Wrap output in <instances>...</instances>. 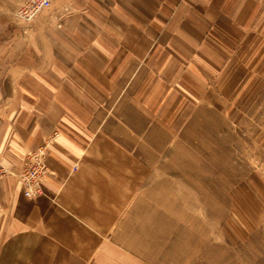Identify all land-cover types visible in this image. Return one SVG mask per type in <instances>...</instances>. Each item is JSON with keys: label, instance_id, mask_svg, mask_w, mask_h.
<instances>
[{"label": "crops", "instance_id": "0c3cea01", "mask_svg": "<svg viewBox=\"0 0 264 264\" xmlns=\"http://www.w3.org/2000/svg\"><path fill=\"white\" fill-rule=\"evenodd\" d=\"M14 11L0 9V264H176L163 206L177 170L154 131L206 119L234 70L248 77L264 0H51L27 24ZM44 146L43 194L27 199L19 174Z\"/></svg>", "mask_w": 264, "mask_h": 264}, {"label": "rangeland", "instance_id": "374dc122", "mask_svg": "<svg viewBox=\"0 0 264 264\" xmlns=\"http://www.w3.org/2000/svg\"><path fill=\"white\" fill-rule=\"evenodd\" d=\"M24 2L0 0V9L15 7L19 21ZM263 58L249 61L243 80L234 70L231 93L223 79L222 100L216 111L202 110L206 119L155 128L158 136L168 134V164L177 170L163 206L179 217L169 221L176 264H264Z\"/></svg>", "mask_w": 264, "mask_h": 264}, {"label": "built area", "instance_id": "2783aa9c", "mask_svg": "<svg viewBox=\"0 0 264 264\" xmlns=\"http://www.w3.org/2000/svg\"><path fill=\"white\" fill-rule=\"evenodd\" d=\"M51 0H25L16 11V18L23 23H30L38 14L47 10ZM46 147L38 148L26 155L24 169L19 174L23 186V196L32 199L43 194L42 180L47 174L45 164ZM11 172L0 164V180L10 175Z\"/></svg>", "mask_w": 264, "mask_h": 264}]
</instances>
